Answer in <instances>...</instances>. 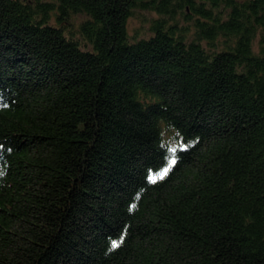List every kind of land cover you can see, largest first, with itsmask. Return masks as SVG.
<instances>
[{
	"label": "trees",
	"instance_id": "obj_1",
	"mask_svg": "<svg viewBox=\"0 0 264 264\" xmlns=\"http://www.w3.org/2000/svg\"><path fill=\"white\" fill-rule=\"evenodd\" d=\"M0 264H264V0H0Z\"/></svg>",
	"mask_w": 264,
	"mask_h": 264
},
{
	"label": "rangeland",
	"instance_id": "obj_2",
	"mask_svg": "<svg viewBox=\"0 0 264 264\" xmlns=\"http://www.w3.org/2000/svg\"><path fill=\"white\" fill-rule=\"evenodd\" d=\"M147 17H150V14L145 13ZM148 22L144 16H135L129 19V33L132 34L134 31L138 30L140 33L143 29L147 28Z\"/></svg>",
	"mask_w": 264,
	"mask_h": 264
},
{
	"label": "snow or ice",
	"instance_id": "obj_3",
	"mask_svg": "<svg viewBox=\"0 0 264 264\" xmlns=\"http://www.w3.org/2000/svg\"><path fill=\"white\" fill-rule=\"evenodd\" d=\"M172 164H175V160L172 161ZM167 171H168V169H165V171H164V173L162 175L166 174ZM153 182H155V181L153 180ZM118 246L119 245L117 243H115V242L113 243V247H118Z\"/></svg>",
	"mask_w": 264,
	"mask_h": 264
}]
</instances>
